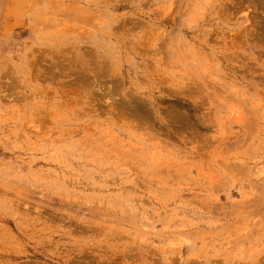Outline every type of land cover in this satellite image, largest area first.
<instances>
[{"label": "rangeland", "instance_id": "obj_1", "mask_svg": "<svg viewBox=\"0 0 264 264\" xmlns=\"http://www.w3.org/2000/svg\"><path fill=\"white\" fill-rule=\"evenodd\" d=\"M0 264H264V0H0Z\"/></svg>", "mask_w": 264, "mask_h": 264}]
</instances>
